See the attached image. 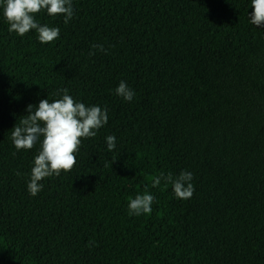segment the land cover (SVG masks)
I'll list each match as a JSON object with an SVG mask.
<instances>
[{
    "label": "trees",
    "instance_id": "16d2710c",
    "mask_svg": "<svg viewBox=\"0 0 264 264\" xmlns=\"http://www.w3.org/2000/svg\"><path fill=\"white\" fill-rule=\"evenodd\" d=\"M4 4L0 264H264V25L251 23L252 0H72L67 24L34 14L59 28L49 43L9 33ZM61 89L108 122L33 196L41 143L17 150L12 129ZM183 171L191 198L153 187ZM145 191L152 211L130 214Z\"/></svg>",
    "mask_w": 264,
    "mask_h": 264
},
{
    "label": "clouds",
    "instance_id": "9594fccd",
    "mask_svg": "<svg viewBox=\"0 0 264 264\" xmlns=\"http://www.w3.org/2000/svg\"><path fill=\"white\" fill-rule=\"evenodd\" d=\"M252 8L254 11L249 14L251 23L256 26L264 25V0H252ZM42 9L50 16L63 14L65 24L74 16L72 0H5L4 16L9 24V33L15 32L22 37L30 30H35L41 43L54 41L59 36V28L41 25L34 18V14ZM92 48L103 50L102 45L94 44ZM94 54L90 52V55ZM115 91L129 102L135 96L134 91L123 80ZM60 92L63 93L62 98L53 102L43 99L36 107L29 104L26 108L28 114L12 129V142L17 150L31 149L35 143H41V150L34 158L31 178L27 185L33 196L42 190L43 184L39 182L44 178L53 174L59 176L61 171H71L76 164L74 153L81 144V138L95 137L96 130L108 122L106 108L86 107L84 103L74 101L68 95L67 89H61ZM106 142L108 151L115 149V136H107ZM192 179V174L187 171L175 177L171 173L166 176L162 173L154 177L153 187L158 186L163 180L171 183L177 198L188 199L194 192ZM153 200V195L147 191L136 195L129 202L130 214L150 213Z\"/></svg>",
    "mask_w": 264,
    "mask_h": 264
}]
</instances>
